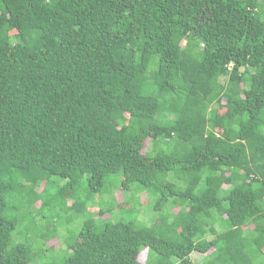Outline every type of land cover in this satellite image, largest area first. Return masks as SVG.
Segmentation results:
<instances>
[{"label": "trees", "instance_id": "1", "mask_svg": "<svg viewBox=\"0 0 264 264\" xmlns=\"http://www.w3.org/2000/svg\"><path fill=\"white\" fill-rule=\"evenodd\" d=\"M111 176L161 224L66 204ZM37 202L84 217L60 264H264V0H0V264Z\"/></svg>", "mask_w": 264, "mask_h": 264}, {"label": "rangeland", "instance_id": "2", "mask_svg": "<svg viewBox=\"0 0 264 264\" xmlns=\"http://www.w3.org/2000/svg\"><path fill=\"white\" fill-rule=\"evenodd\" d=\"M223 107L218 108L219 113H223ZM148 149L150 144H146ZM51 187L47 195L50 198L56 190L65 185V181L59 178H52ZM115 176L109 178V183L104 187L101 194H92L87 189L82 188L78 197L73 201L69 197L72 191L67 190L65 195L66 204L70 206L74 200L79 198L85 202L88 211L96 215L98 209H103L106 214L95 216L97 224L106 222H133L136 228H146L154 223L161 224L157 219L158 212L154 211V205L157 197L145 191L141 186L134 184L127 187V184ZM42 188V186L39 188ZM39 206L37 202L32 211L35 218L29 216L27 223H22L13 233V243L30 244L33 252L38 253L37 257L30 264H60L68 255V246L71 245L82 228L84 217L81 214H75L74 211L65 210L61 207L51 208L47 206L38 215L36 209ZM176 212L177 209H173ZM55 233V238L44 242L40 237L49 233ZM146 250H141V258L144 261ZM203 255L198 253L191 254V260L194 264H199Z\"/></svg>", "mask_w": 264, "mask_h": 264}]
</instances>
